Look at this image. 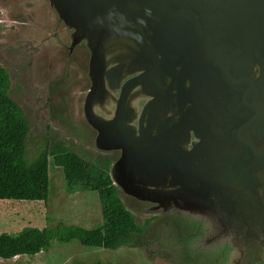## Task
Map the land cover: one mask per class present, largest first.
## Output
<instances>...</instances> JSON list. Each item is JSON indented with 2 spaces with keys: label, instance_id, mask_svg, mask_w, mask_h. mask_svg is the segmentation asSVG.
<instances>
[{
  "label": "water",
  "instance_id": "water-1",
  "mask_svg": "<svg viewBox=\"0 0 264 264\" xmlns=\"http://www.w3.org/2000/svg\"><path fill=\"white\" fill-rule=\"evenodd\" d=\"M37 1L124 207L183 264H240L264 242V0Z\"/></svg>",
  "mask_w": 264,
  "mask_h": 264
},
{
  "label": "rangeland",
  "instance_id": "rangeland-1",
  "mask_svg": "<svg viewBox=\"0 0 264 264\" xmlns=\"http://www.w3.org/2000/svg\"><path fill=\"white\" fill-rule=\"evenodd\" d=\"M37 0H0V66L9 76L8 95L22 109L27 123L26 158L62 144L92 164L109 162L114 153L92 147L93 131L80 124L82 84L78 72L66 70L63 51L52 39L50 16ZM53 25V26H52ZM69 75V76H68ZM50 189L45 201L0 200V233L16 234L27 226L52 228L75 224L83 228L101 225L95 191L66 190L64 177L49 157ZM142 232L141 241L117 249L94 248L77 240H50L33 256L1 259L0 264H183L182 247L175 231L158 213L130 211Z\"/></svg>",
  "mask_w": 264,
  "mask_h": 264
},
{
  "label": "trees",
  "instance_id": "trees-1",
  "mask_svg": "<svg viewBox=\"0 0 264 264\" xmlns=\"http://www.w3.org/2000/svg\"><path fill=\"white\" fill-rule=\"evenodd\" d=\"M7 71L0 66V200L45 201L49 195V157L61 169L66 190L70 193L95 191L101 225L83 228L75 224H58L52 228L27 226L16 234L0 233V258L33 256L56 238L61 242L77 240L81 245L117 249L141 245L133 242L143 230L128 211L109 177V162L92 164L62 144L40 152L33 160L26 158L28 127L21 107L10 98ZM100 264V263H95Z\"/></svg>",
  "mask_w": 264,
  "mask_h": 264
},
{
  "label": "flooded vegetation",
  "instance_id": "flooded-vegetation-1",
  "mask_svg": "<svg viewBox=\"0 0 264 264\" xmlns=\"http://www.w3.org/2000/svg\"><path fill=\"white\" fill-rule=\"evenodd\" d=\"M222 250H231L234 252L235 250L239 251L240 249L238 246L235 248L233 243H226ZM240 264H264V242L257 244L251 251L246 252L244 260Z\"/></svg>",
  "mask_w": 264,
  "mask_h": 264
}]
</instances>
